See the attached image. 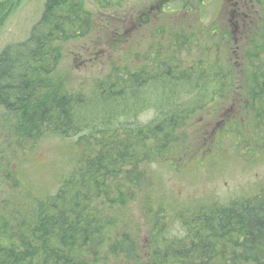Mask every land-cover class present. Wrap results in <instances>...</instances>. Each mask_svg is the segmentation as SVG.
Returning a JSON list of instances; mask_svg holds the SVG:
<instances>
[{"label":"trees","instance_id":"16d2710c","mask_svg":"<svg viewBox=\"0 0 264 264\" xmlns=\"http://www.w3.org/2000/svg\"><path fill=\"white\" fill-rule=\"evenodd\" d=\"M112 1L104 0L106 6H112L108 4ZM62 2L48 0L42 21L29 38L0 53V264H116L107 262L110 256L115 260L122 257L123 264L137 262L142 225L129 209L131 200L137 201L133 210H142L151 224L150 264H177L171 261L174 259L183 260L179 264H264V188L247 200L203 202L200 210L191 209L185 215L190 208H178L175 201L167 199L171 195L164 194L163 180L152 167L176 162L196 149L186 143L168 151L173 149L170 139L174 140L166 128L173 122L172 113L165 120L157 117L147 124L120 121L129 112L137 119L148 107L147 101L138 99L140 92L147 95L140 91L146 82L174 92L165 99L171 111L185 85L195 83L201 71H206L202 65L198 67L202 59L181 72L174 66L169 52L175 44L186 42V30L168 32L166 27L155 25L152 45L141 65H131L127 59L114 65L112 58L105 62L108 76L95 78L89 93L75 96L55 85L51 77L59 58L53 42L58 34L72 28L78 27L79 33L73 30L74 35H82L105 25L93 21L80 8L81 3ZM262 50V39L250 50L262 79L253 83L256 89L250 92L248 106L253 111L249 118L253 121L256 115L263 139L258 145L254 138L241 136L236 138L237 145L229 142L226 147L237 150L247 162L264 155ZM218 73L219 93L225 90L226 69ZM137 101L146 106L141 108ZM74 135H78L74 142L79 146L75 171L64 178L54 194L42 196L47 191L39 192L35 183L23 178L25 164L34 161L40 142L48 137ZM157 187L164 189L166 197L162 193L153 196L151 190ZM154 199L160 204L152 213L149 203ZM173 215V221L183 218L185 232L171 238L166 223Z\"/></svg>","mask_w":264,"mask_h":264},{"label":"rangeland","instance_id":"374dc122","mask_svg":"<svg viewBox=\"0 0 264 264\" xmlns=\"http://www.w3.org/2000/svg\"><path fill=\"white\" fill-rule=\"evenodd\" d=\"M47 1L0 0V53L7 46L29 38L34 26L42 21ZM68 1L81 3L80 8L85 9L93 21L103 22L105 26L99 31L82 35L72 33L78 27L68 33L55 34L53 46L59 58L51 77L55 85L65 92L75 96L89 93L95 78L98 80L108 76L110 70L105 62L112 58L114 65L125 59L131 65H141L147 49L152 45L154 36L151 30L155 25L166 27L168 32L171 29L186 30L184 46L175 44L169 52L178 72L195 64L198 59L203 60L198 67L202 65L206 71H201L195 83H187L181 95H175L177 101L171 111L166 98L174 95V92L168 93V88L161 85L155 87L154 83L146 82L140 91L145 90L147 95L140 92L138 99L141 103L147 101L148 107L137 119L132 112L125 119L120 118V121L125 123L126 120L131 125L134 120L147 124L157 117L165 120L172 113L173 122L166 128L171 130L174 140L170 139L173 149L168 148V151L177 150L186 143L196 148L190 157L152 166L163 180L164 194L171 195L167 199L179 200L174 204L180 206L183 203L191 209L202 199L212 200L214 197L221 203H229L241 191H245V197H249L254 183L259 182L256 187L264 186V155L247 162L237 150L226 148L229 142L237 145L236 138L241 136L255 138L257 143L263 139L255 123L256 115L253 121L249 118L253 111L248 105L252 98L250 92L256 89L253 83L262 79V75L256 73L258 61L250 56V50L255 42L257 45L261 39L264 41V0H113L108 3L112 6H106L104 0ZM247 23L249 30L256 26V30L260 31L258 39L250 37L253 32L247 35ZM260 58L264 61V50L260 52ZM222 68L226 69L225 90L218 93L217 86L221 84L218 70ZM201 100L202 106L199 105ZM141 103L137 101V104ZM77 112L78 115L84 114ZM231 115L237 117L235 122L239 123L238 127L235 122L230 126L233 122ZM224 119H227L226 124H223ZM224 125L225 131L215 136L214 128H223ZM77 136L48 137L40 142L34 161L25 164L23 178L35 183L39 192L47 191L42 196L54 194L64 178L75 171L79 158V146L74 142ZM200 148H213L214 151L201 152L198 151ZM259 149L258 146V155ZM213 159L217 161H211ZM164 189L161 191L157 187L151 193L157 198ZM149 204V210L153 213L160 203L154 199ZM136 205L137 201L131 200L129 209L134 212V217L139 218L142 232L138 239L140 254L137 262L131 264H150L151 224L147 223L148 218L142 214V210H133ZM190 209L185 210V215L192 212ZM168 213L171 214L170 210ZM175 218V215L168 217L166 223L170 227L171 238L185 232L183 218L173 221ZM110 261L116 264L124 262L122 257L115 260L111 256L107 262ZM171 261L179 263L183 260Z\"/></svg>","mask_w":264,"mask_h":264},{"label":"bare ground","instance_id":"6f19581e","mask_svg":"<svg viewBox=\"0 0 264 264\" xmlns=\"http://www.w3.org/2000/svg\"><path fill=\"white\" fill-rule=\"evenodd\" d=\"M51 15V14H50ZM57 17V16H56ZM61 18V17H60ZM59 23V22H58ZM41 38V37H40ZM121 80V79H120ZM19 84V83H18ZM21 84H23V83H21ZM101 88V87H100ZM55 93V92H54ZM81 96V95H80ZM79 99V98H78ZM70 101V100H69ZM41 105V104H40ZM100 108V107H99ZM136 114V113H135ZM158 115V114H157ZM65 125V124H64ZM123 129V128H122ZM57 133V132H56ZM65 133V132H64ZM85 133V132H84ZM63 134V133H62ZM142 135V134H141ZM119 136H120V134H119ZM66 137V136H65ZM89 137V136H88ZM158 138V137H157ZM111 149V148H110ZM118 149V148H117ZM250 206V205H249ZM242 211V210H241ZM77 229V228H76ZM259 230V229H258ZM236 238V237H235ZM254 239V238H253ZM262 239V238H261ZM208 242V241H207ZM214 243V242H213ZM217 244V243H216ZM224 246V245H223ZM230 246V245H229ZM259 248H260V246H259ZM261 249H262V246H261ZM264 250V249H263ZM238 262V261H237ZM233 263V262H232ZM237 264V263H236ZM261 264V263H260Z\"/></svg>","mask_w":264,"mask_h":264}]
</instances>
